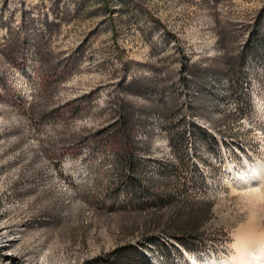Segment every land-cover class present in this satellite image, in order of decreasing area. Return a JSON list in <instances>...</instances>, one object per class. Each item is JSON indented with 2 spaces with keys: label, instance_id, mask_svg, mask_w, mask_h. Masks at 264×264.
I'll list each match as a JSON object with an SVG mask.
<instances>
[{
  "label": "rangeland",
  "instance_id": "obj_1",
  "mask_svg": "<svg viewBox=\"0 0 264 264\" xmlns=\"http://www.w3.org/2000/svg\"><path fill=\"white\" fill-rule=\"evenodd\" d=\"M258 161L264 0H0V264L232 259Z\"/></svg>",
  "mask_w": 264,
  "mask_h": 264
},
{
  "label": "bare ground",
  "instance_id": "obj_2",
  "mask_svg": "<svg viewBox=\"0 0 264 264\" xmlns=\"http://www.w3.org/2000/svg\"><path fill=\"white\" fill-rule=\"evenodd\" d=\"M232 177L231 182L241 185L243 189L257 187L264 181V164L258 161L254 165H248L246 170ZM236 250L237 255L232 259L222 262L208 260L206 264H264V242L254 243L248 237L243 238L237 243Z\"/></svg>",
  "mask_w": 264,
  "mask_h": 264
},
{
  "label": "trees",
  "instance_id": "obj_3",
  "mask_svg": "<svg viewBox=\"0 0 264 264\" xmlns=\"http://www.w3.org/2000/svg\"><path fill=\"white\" fill-rule=\"evenodd\" d=\"M127 116H128V114H126L125 117L122 120L123 121L122 122V127L123 128H127V126L129 125V121H127L128 120Z\"/></svg>",
  "mask_w": 264,
  "mask_h": 264
}]
</instances>
